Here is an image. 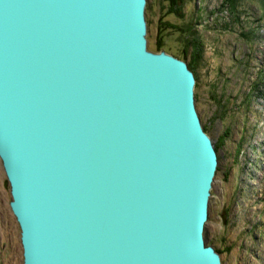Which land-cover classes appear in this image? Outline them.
Returning a JSON list of instances; mask_svg holds the SVG:
<instances>
[{
	"label": "water",
	"instance_id": "water-1",
	"mask_svg": "<svg viewBox=\"0 0 264 264\" xmlns=\"http://www.w3.org/2000/svg\"><path fill=\"white\" fill-rule=\"evenodd\" d=\"M146 0H0V161L23 264H221L218 160Z\"/></svg>",
	"mask_w": 264,
	"mask_h": 264
},
{
	"label": "rangeland",
	"instance_id": "rangeland-1",
	"mask_svg": "<svg viewBox=\"0 0 264 264\" xmlns=\"http://www.w3.org/2000/svg\"><path fill=\"white\" fill-rule=\"evenodd\" d=\"M183 1L173 8L167 0H146V39L155 52L158 32L166 29L157 53L180 60V30L203 47L190 71L195 108L218 160L205 243L221 264H264V7L259 0H239L233 10L224 0ZM186 56L192 64L193 53ZM10 202L0 161V264H23Z\"/></svg>",
	"mask_w": 264,
	"mask_h": 264
},
{
	"label": "trees",
	"instance_id": "trees-1",
	"mask_svg": "<svg viewBox=\"0 0 264 264\" xmlns=\"http://www.w3.org/2000/svg\"><path fill=\"white\" fill-rule=\"evenodd\" d=\"M167 1H168V3L171 2V5L173 8L176 7V3H177V5H178V3L181 5L184 4L183 0H167ZM224 1H225V4L228 6V8L233 10V9H235V5L239 0H224ZM259 1L262 3V5L264 7V0H259ZM173 8H171L170 13H173V11H174ZM169 29H171V28H169ZM166 31H167L166 29H160V31L158 32V35H161V34L162 35L158 37V42L156 43L154 49H152L155 52H159V51L164 49L163 45L160 43H161L162 39H163L162 40L163 42L166 39ZM179 32L181 33V37H182L181 39H182L183 47H184V49L182 50L183 51L182 60L186 61V59H185L187 57L186 55L192 56V53H193L192 64H189V63L187 64L188 68L193 70L194 64L199 63L201 61L202 48L203 47L201 45V42L195 38V36L193 35L192 32L190 34L189 33L186 34L184 32V30H180ZM189 52H190V54H189Z\"/></svg>",
	"mask_w": 264,
	"mask_h": 264
},
{
	"label": "bare ground",
	"instance_id": "bare-ground-1",
	"mask_svg": "<svg viewBox=\"0 0 264 264\" xmlns=\"http://www.w3.org/2000/svg\"><path fill=\"white\" fill-rule=\"evenodd\" d=\"M255 185H258V184H254V186H255Z\"/></svg>",
	"mask_w": 264,
	"mask_h": 264
}]
</instances>
